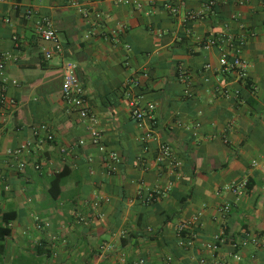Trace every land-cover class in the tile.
<instances>
[{"label":"crops","instance_id":"1","mask_svg":"<svg viewBox=\"0 0 264 264\" xmlns=\"http://www.w3.org/2000/svg\"><path fill=\"white\" fill-rule=\"evenodd\" d=\"M211 1L0 0V264H264V0ZM44 18L63 46L51 59ZM224 52L247 60L248 82L221 69ZM68 62L113 173L63 98ZM131 102L155 109L138 124ZM163 143L179 168L157 162Z\"/></svg>","mask_w":264,"mask_h":264},{"label":"built area","instance_id":"2","mask_svg":"<svg viewBox=\"0 0 264 264\" xmlns=\"http://www.w3.org/2000/svg\"><path fill=\"white\" fill-rule=\"evenodd\" d=\"M118 2L126 3L129 5H133L135 7L141 8L143 3L142 0H117ZM218 0H212L209 2V6L213 7L217 4ZM166 8L169 10V12L176 16L180 13V6L173 5V4H167L165 5ZM32 14L31 11L27 13V17H30ZM204 14L202 11L197 12H188L187 18L193 21H197L201 18H203ZM37 33L41 37V39L45 42H48L52 45V49H44V56L46 59H51L56 54H59L63 51V46L61 43V40L53 27L52 22L44 18L37 22ZM16 40V38H15ZM215 42V39L212 38L209 42L208 46L213 45ZM11 54L7 53L5 55V58H10ZM219 64L221 66V69L224 72H234L236 73L238 79L242 81L243 83L248 82L249 80V63L247 60H245L242 56H240L237 52L230 53V52H224L221 57L219 58ZM4 69V65L0 64V74L2 73ZM16 83V82H13ZM62 94L63 98L68 106V109L70 111H75L79 117L88 122L87 123V131L89 135L90 142L95 145L98 148V151L102 154H105L104 160L108 164V172L113 173L117 170V166L120 163V157L116 152L108 151L106 145L103 142L101 131L96 127V119L93 115L90 114V109L86 103L85 98V90L83 87L82 82L80 81V78L77 74V65L71 62L65 63L63 65V84H62ZM185 94L189 97H191V92L187 88L185 90ZM5 102V99H3V96L0 98V105H2ZM155 109V105L152 103H148L147 106L143 109L141 108L137 102H131L130 103V116L133 118L138 124L143 123L147 118V113H152ZM151 130L148 131L143 137L142 141H146L152 137ZM48 140L52 139V136L49 135ZM80 145L85 144V140H80ZM30 148V144H26L22 146L20 149L11 152V156L18 157V155H22L25 151H28ZM157 162L159 164H171L173 165V168H179L181 163L179 161H176L173 158V153L171 147L166 144H160L158 147V156H157ZM253 165H256L254 162ZM25 164L21 162L19 164V169H23ZM247 185V182H243L241 184H232L228 187L229 190L233 191L235 194L239 195L241 189H243ZM9 187L6 186V189ZM155 198L154 193L149 194L148 199L153 200ZM98 204V202L96 203ZM223 212L228 213L230 210V205L227 204L223 207ZM197 220V217L194 219ZM193 222L190 223H180L177 227V232L179 236L181 237L183 233L186 231L187 224L191 225ZM225 234L224 232L219 233L215 236V242H213L209 247L216 251L219 249V246L224 242ZM190 238L188 239V241ZM253 242H257L255 238L252 239ZM191 245L192 242H187V245ZM244 244V242H242ZM113 246L111 245H105L102 247L103 251H109L112 249ZM237 260L240 259L238 255L235 256ZM140 264L143 263V260L139 261ZM166 264H173L172 258H168L166 261Z\"/></svg>","mask_w":264,"mask_h":264},{"label":"trees","instance_id":"3","mask_svg":"<svg viewBox=\"0 0 264 264\" xmlns=\"http://www.w3.org/2000/svg\"><path fill=\"white\" fill-rule=\"evenodd\" d=\"M61 177H62L61 174L56 175L55 178L52 180V184H56V182L58 181V178H61ZM11 219L12 218L10 216H8L6 214L3 215V221L5 223H9ZM0 233L2 235H8V234H10V230L8 228H3L0 230ZM1 238H2V236H1ZM0 242H2V241H0Z\"/></svg>","mask_w":264,"mask_h":264}]
</instances>
